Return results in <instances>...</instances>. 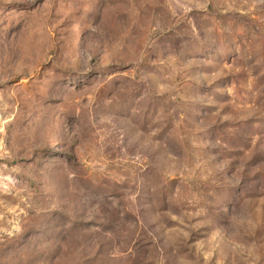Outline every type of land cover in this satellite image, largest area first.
<instances>
[{
	"label": "rangeland",
	"instance_id": "374dc122",
	"mask_svg": "<svg viewBox=\"0 0 264 264\" xmlns=\"http://www.w3.org/2000/svg\"><path fill=\"white\" fill-rule=\"evenodd\" d=\"M0 264H264V0H0Z\"/></svg>",
	"mask_w": 264,
	"mask_h": 264
}]
</instances>
